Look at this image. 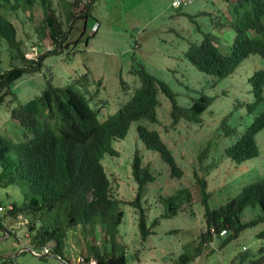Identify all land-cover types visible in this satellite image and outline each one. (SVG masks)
I'll list each match as a JSON object with an SVG mask.
<instances>
[{
	"label": "rangeland",
	"instance_id": "374dc122",
	"mask_svg": "<svg viewBox=\"0 0 264 264\" xmlns=\"http://www.w3.org/2000/svg\"><path fill=\"white\" fill-rule=\"evenodd\" d=\"M66 1L74 3L76 0ZM237 3L238 0H195L188 6L174 8L171 0H100L93 7L94 19L89 22L87 36H95L88 46L86 37L76 49L73 46L59 55H50L40 73L26 74L12 85V95L0 105V135L8 134L15 140H20V131L11 110L19 102L26 103L42 95L49 83L57 88L75 85L86 93L91 106L102 109L101 121L116 115L132 99L141 86L137 72L142 68L168 84L182 106L201 94L218 98L203 115L202 125L184 120L173 127L172 102L165 95L158 108L159 122H141L159 131L173 150L178 165L185 172L180 179L172 178L169 166L160 155L145 147L138 136L137 122L131 125L125 139L114 143L120 155H106L102 162L116 194L125 202L121 206L124 218L118 227L116 243L112 237L105 238L101 226L96 228L94 236L90 230L76 228L64 248V255L71 263L77 264L81 255L87 257L94 253L95 245L102 253L125 255L127 264H176L184 253L201 243L207 208L214 210L227 204L243 188L264 178V130L257 136L259 157L237 166L226 154V149L264 111V104L256 105L251 83L254 72L264 70V59L252 55L233 77L219 80L199 71L185 56L191 44L201 43L209 33L219 38L217 43L224 53L231 52L236 36L231 23L237 16ZM83 5L82 0L81 8L76 11L80 12ZM56 7L60 12L59 0ZM244 11L245 8L240 9V13ZM9 19L18 27L19 39L24 41L26 51L33 46L41 48L36 45L39 41L35 28L23 26L11 16ZM83 29V22L75 25L71 43L80 37ZM46 44L54 48L48 40ZM4 56V69L8 70V54L4 52ZM14 65L21 66L19 61ZM225 118L229 128H235L238 135H226L222 125ZM209 145L211 149L206 153ZM136 153L157 177L154 183L147 185L142 204L136 202L138 186L132 175ZM195 172L208 181L210 197L207 201L199 191ZM183 188L191 191V203H185L176 217H163L168 211L164 198L176 195ZM22 200L16 187H0V219L7 218L6 227L14 231V235L8 236L0 229V256L12 257L9 262L0 261V264H64L62 260L44 256L43 250L36 249L37 255L30 251L19 254L21 249L29 248L28 222L7 217L6 210L13 202ZM142 210L148 214L149 227L157 222L147 240L139 228ZM259 214L258 209L250 207L243 220L250 221ZM263 233L264 223L248 228L225 248L220 247L221 241L228 235L215 236L202 248L200 258L191 264H246L252 256L261 255L264 238L259 235Z\"/></svg>",
	"mask_w": 264,
	"mask_h": 264
},
{
	"label": "trees",
	"instance_id": "16d2710c",
	"mask_svg": "<svg viewBox=\"0 0 264 264\" xmlns=\"http://www.w3.org/2000/svg\"><path fill=\"white\" fill-rule=\"evenodd\" d=\"M56 1L0 0V105L7 96L12 95V85L26 74L40 73L50 55H59L70 47L73 49V46L76 49L86 37L88 46L95 36H87V33L89 22L94 19L93 7L100 0H90L80 12L76 9L81 8L82 0L74 3L59 0L60 12ZM241 8H245L243 13H240ZM235 12L237 16L231 26L236 30V36L230 53H224L221 44L217 43L219 38L209 33L201 43L191 44L185 55L199 71L219 80L233 77L252 55L264 59V0H238ZM9 16L18 19L23 26L35 28L39 41L36 45L44 51L38 60L26 58L29 50H25L24 41L19 39L18 27ZM80 21L84 29L80 37L71 43L74 27ZM47 40L54 47L50 51H46L49 46ZM43 45L45 50H42ZM4 52L10 61L8 70L4 69ZM16 61L21 66L14 65ZM137 74L141 80L140 88L116 115L104 121L100 120L102 109H94L86 93L75 85L57 88L49 83L42 95L26 103L19 102L11 110V117L20 131V140L8 134L0 135V187H16L23 197L21 203L13 202L8 206L6 216L28 221L29 248H49L52 255L70 264L71 261L64 255V248L71 231L76 228L90 230L94 236L96 228L101 226L105 238L112 237L116 243L118 227L124 218L121 206L125 202L116 194L102 161L106 155H120L114 143L126 138L134 122L138 123L140 140L148 150L160 155L169 166L171 177L180 179L184 176V170L178 165L173 150L161 133L141 122H159L158 108L162 95H165L172 102L173 127L184 120L202 125L203 115L208 113L218 98L201 94L196 100L188 102L187 106H182L168 84L144 68ZM251 83L257 98L256 105H263V69L254 72ZM222 125L225 126L226 135H238L235 128L227 125V118L222 121ZM262 130L264 111L226 149L227 156L237 166L259 157L257 136ZM207 148L206 153L210 151V145ZM132 175L138 186L136 202L142 204L147 185L154 183L157 177L139 153L133 158ZM195 178L201 195L207 201L210 197L207 179L200 177L198 172H195ZM164 199L168 211L163 217L173 218L185 203H191L192 194L183 188L176 195ZM0 207L2 209L1 204ZM250 207L258 209L260 214L245 221L243 215ZM139 218L140 231L147 240L153 234L152 229L157 222L149 227L145 210L139 213ZM5 219H0V229L10 232L12 236L14 231L6 227ZM205 220L206 228L201 234V243L192 251L184 253L176 264L196 262L206 243L215 236L226 237L220 236L223 230H227L228 236L221 241V248H225L246 229L264 223V178L243 188L227 204L214 210L207 208ZM259 236L264 238V233ZM92 249L94 253L86 257L87 263L127 264L125 255L102 253L95 245ZM261 251L259 257H248L249 262L246 264H264V248ZM0 261L7 263L10 260L0 257Z\"/></svg>",
	"mask_w": 264,
	"mask_h": 264
},
{
	"label": "built area",
	"instance_id": "2783aa9c",
	"mask_svg": "<svg viewBox=\"0 0 264 264\" xmlns=\"http://www.w3.org/2000/svg\"><path fill=\"white\" fill-rule=\"evenodd\" d=\"M90 0H83L84 2V5H87L89 3ZM195 0H172V6L174 8H181V7H185V6H188L190 5L192 2H194ZM52 49V47H49L46 49V51H50ZM44 51H41L39 48L37 47H32V50H29L27 53H26V58H28L29 60H38L39 59V56L41 54H43ZM32 54V55H30ZM0 210H2L0 208ZM26 222H28L27 220H25ZM23 225V224H22ZM213 234H215V231L213 230ZM228 234L227 230H223L221 233H220V236H226ZM35 255L39 254V252H37L36 250H33ZM43 253L45 255L47 254H51V251L49 248H46L43 250ZM73 264V263H71ZM77 264H93V263H87V259L84 257V256H80V259L78 261Z\"/></svg>",
	"mask_w": 264,
	"mask_h": 264
},
{
	"label": "water",
	"instance_id": "95a60500",
	"mask_svg": "<svg viewBox=\"0 0 264 264\" xmlns=\"http://www.w3.org/2000/svg\"><path fill=\"white\" fill-rule=\"evenodd\" d=\"M7 235L8 236H10L11 234H10V232H8L7 233ZM24 251H30V252H32L34 255H35V253H34V251H33V249L32 248H23V249H21V251L19 252V254L21 253V252H24ZM18 254V255H19ZM44 256H49V257H53V258H56L57 260H61L59 257H57V256H55V255H52V254H50V255H44ZM1 258H3V259H6V260H11L12 259V257H4V256H0ZM64 262V261H63ZM64 264H67L66 262H64Z\"/></svg>",
	"mask_w": 264,
	"mask_h": 264
},
{
	"label": "clouds",
	"instance_id": "9594fccd",
	"mask_svg": "<svg viewBox=\"0 0 264 264\" xmlns=\"http://www.w3.org/2000/svg\"><path fill=\"white\" fill-rule=\"evenodd\" d=\"M171 2H172V0H171ZM45 255V254H44ZM47 255H50V254H47ZM82 256V255H81ZM86 258V257H85ZM62 260V259H61ZM67 263V262H66ZM68 264V263H67ZM71 264V263H70Z\"/></svg>",
	"mask_w": 264,
	"mask_h": 264
}]
</instances>
